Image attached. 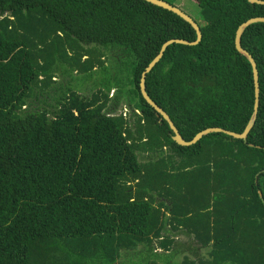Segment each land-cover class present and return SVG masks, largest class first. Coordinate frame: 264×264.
<instances>
[{
    "label": "trees",
    "instance_id": "16d2710c",
    "mask_svg": "<svg viewBox=\"0 0 264 264\" xmlns=\"http://www.w3.org/2000/svg\"><path fill=\"white\" fill-rule=\"evenodd\" d=\"M193 1L202 41L171 46L147 93L188 141L210 127L242 133L255 95L235 36L264 18V6ZM69 35L127 56L133 125L117 114L120 97L109 105L100 91L64 90L49 104ZM172 39L197 35L141 0H0V264H179L173 235L183 230L197 259L182 264H264V24L242 38L260 75L255 148L225 134L190 147L173 140L140 93L142 72ZM81 57L71 66L92 71L95 62ZM140 151L160 157L141 163Z\"/></svg>",
    "mask_w": 264,
    "mask_h": 264
},
{
    "label": "rangeland",
    "instance_id": "374dc122",
    "mask_svg": "<svg viewBox=\"0 0 264 264\" xmlns=\"http://www.w3.org/2000/svg\"><path fill=\"white\" fill-rule=\"evenodd\" d=\"M175 5L194 20L198 21V6L193 0H176ZM66 39L67 50L70 57L67 58L68 61L57 62L56 67H53L56 70L55 78L52 80L53 82L51 83L50 88L45 90L50 96L49 104L53 105L55 100L62 96L64 90L66 92L68 90L70 93H77L84 98H90L92 94L100 91L108 94L110 98L109 105L112 104V101L116 96L120 97V99H118L117 114H123L122 116L133 125L134 119L132 116V109L129 106L130 94L128 91V80L131 77L129 75L132 74V70L128 68L129 66L126 63L127 56L119 50L107 48L103 45L84 44L70 35L67 36ZM80 56H82V63L86 59L85 56L89 57V60L92 62H95L92 71L71 66V57L80 58ZM103 64L109 68L103 70ZM116 76H118L119 79L116 78ZM121 84L125 85L124 88L123 86L121 87ZM55 88L60 89V92L57 94L53 93L52 89ZM136 114L138 113L136 112ZM169 151L170 149H167L166 152L169 153ZM137 155L138 160L141 163L155 161L160 157V155L142 151L137 152ZM169 230H171L170 227ZM173 237L177 241L178 247V254H176L175 261L182 264L187 256L191 259H197V256H195L193 251L189 250L190 247L194 249V244H196L195 239L186 234L185 230L175 232ZM180 246H184V248L181 249ZM156 247V250L162 251L159 249L160 246ZM197 248L200 247L197 245ZM199 252L206 253L207 251L206 249H202L199 250Z\"/></svg>",
    "mask_w": 264,
    "mask_h": 264
},
{
    "label": "water",
    "instance_id": "95a60500",
    "mask_svg": "<svg viewBox=\"0 0 264 264\" xmlns=\"http://www.w3.org/2000/svg\"><path fill=\"white\" fill-rule=\"evenodd\" d=\"M141 1L175 14L181 20L191 25V27L195 30L196 35H197V39L192 42L184 40V39H172L166 42L163 45L159 55L149 63V65L142 72V76H141L140 93L143 96V98L146 100L148 105L151 106L153 109H155L158 115L163 118V120H166L169 123L171 130L174 133L173 140L180 146L190 147L198 143L205 136H208L210 134H225L227 136L232 137L233 139L243 140L246 144H249V146L255 148L256 147L255 144L249 143V136L252 130L255 128V123L257 121L259 108H260V95H261L260 75H259V68H258L256 59L250 52H247L246 49L243 48L242 46V38L247 28L255 24H264V18H253V19L247 20L238 28L236 32V36H235L236 50L238 51V53L244 55L247 58V60L250 61L251 66H252V72H253L255 100H254V106H253V115L251 117L249 124L246 125L242 133H237L234 131L226 130L221 127H210V128L200 131L198 134L195 135V137L192 140L188 141L182 135L180 129L177 127L171 115L149 96L146 90V80H147V76L151 74L152 70L155 69L157 65L163 60V58L166 55V52L171 46H173L174 44H182V45H187V46L198 45L202 41V38H203L202 30L200 29V26L198 25V23H196L195 20L191 16L183 12L177 6H174L164 0H141ZM247 2H249L251 5L264 6V1L262 0H247ZM260 197L264 201L262 192H260Z\"/></svg>",
    "mask_w": 264,
    "mask_h": 264
},
{
    "label": "bare ground",
    "instance_id": "6f19581e",
    "mask_svg": "<svg viewBox=\"0 0 264 264\" xmlns=\"http://www.w3.org/2000/svg\"><path fill=\"white\" fill-rule=\"evenodd\" d=\"M123 115V114H122ZM124 116H126V115H124Z\"/></svg>",
    "mask_w": 264,
    "mask_h": 264
},
{
    "label": "crops",
    "instance_id": "0c3cea01",
    "mask_svg": "<svg viewBox=\"0 0 264 264\" xmlns=\"http://www.w3.org/2000/svg\"><path fill=\"white\" fill-rule=\"evenodd\" d=\"M186 231V230H185ZM159 249H161V248H159Z\"/></svg>",
    "mask_w": 264,
    "mask_h": 264
}]
</instances>
